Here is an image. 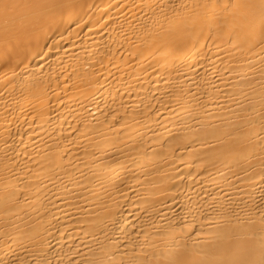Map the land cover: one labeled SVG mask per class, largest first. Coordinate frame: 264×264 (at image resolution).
I'll use <instances>...</instances> for the list:
<instances>
[{
	"label": "bare ground",
	"instance_id": "bare-ground-1",
	"mask_svg": "<svg viewBox=\"0 0 264 264\" xmlns=\"http://www.w3.org/2000/svg\"><path fill=\"white\" fill-rule=\"evenodd\" d=\"M0 264H264V0H0Z\"/></svg>",
	"mask_w": 264,
	"mask_h": 264
}]
</instances>
